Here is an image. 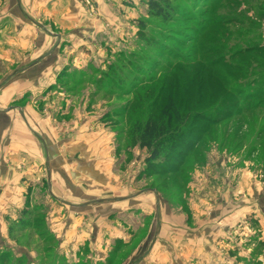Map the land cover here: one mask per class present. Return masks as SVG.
<instances>
[{
	"label": "rangeland",
	"instance_id": "374dc122",
	"mask_svg": "<svg viewBox=\"0 0 264 264\" xmlns=\"http://www.w3.org/2000/svg\"><path fill=\"white\" fill-rule=\"evenodd\" d=\"M146 1L81 0L94 26L77 42L65 37L81 44L82 62L71 60L43 95L21 102L50 120L57 140L77 133L108 152L116 191L101 196L119 199L115 207L109 197L103 204L114 208L110 220L121 234L91 239L65 226L66 236L54 223L59 204L41 179L23 194L19 218L26 206L29 225L13 221L10 210L0 213L6 264H264V0H172L167 21L149 16ZM6 4L0 0V14ZM40 11L32 23L48 33L36 26L37 39L50 32L56 39L62 30L55 17ZM260 89L259 98L249 96ZM150 114L171 119L166 137L177 131L192 138L186 154L168 161L174 174L148 165L150 152L133 144L134 127ZM211 214L218 227L229 222V232L225 241L203 242L194 256L185 241L194 230L203 235ZM235 249L244 257L230 253Z\"/></svg>",
	"mask_w": 264,
	"mask_h": 264
},
{
	"label": "crops",
	"instance_id": "0c3cea01",
	"mask_svg": "<svg viewBox=\"0 0 264 264\" xmlns=\"http://www.w3.org/2000/svg\"><path fill=\"white\" fill-rule=\"evenodd\" d=\"M5 1L7 4L1 8L4 13L0 14V44H3L0 64V213L10 210L13 213L5 212L11 215L13 221L18 220L27 187L35 190L42 186L41 179H44L48 195L59 204L54 217L56 227L64 226V230L65 226L67 229L71 227L69 234L72 236H90L91 239L100 234L118 236L116 234H121V230L110 219L115 213L112 207L119 203V199L101 196L102 193L116 191L114 187H109L115 178L110 171L108 152L104 148L97 150L92 144H83L77 133L75 137L57 140L50 120H38L32 107L21 103L24 99L33 100L43 95L65 65L71 66V60L73 65L82 62L81 44L66 37L71 34L74 40H80L85 29L94 26L93 22L84 15L81 0ZM11 3L16 4L13 13L7 12ZM98 3L103 8V4ZM105 6L110 12L113 9V5L108 3ZM41 9L42 13H47L45 17H55L57 28L62 30L61 33L55 32L54 40L52 32L37 39L36 26L42 31L45 27L32 22L41 14ZM10 21L13 22L12 27ZM63 48L69 54L66 50L61 52ZM108 197L111 198L108 201L112 205L110 208L103 204ZM125 209L130 210V206ZM83 217L84 222H81ZM211 217L212 214L205 223L203 235L196 236L194 230L191 232L194 238L185 241L193 247L194 256L201 255L197 251L202 248L200 245L203 242L226 239L229 231L225 233L224 224L229 222L224 220L223 226L218 227ZM2 222L0 241L4 239ZM64 230L67 236L68 232ZM156 236L158 239L159 233ZM223 251V257H229V250ZM21 252L18 255L21 256ZM236 252L244 257L243 252L240 254L236 249L230 251ZM233 262L238 264L236 260Z\"/></svg>",
	"mask_w": 264,
	"mask_h": 264
},
{
	"label": "trees",
	"instance_id": "16d2710c",
	"mask_svg": "<svg viewBox=\"0 0 264 264\" xmlns=\"http://www.w3.org/2000/svg\"><path fill=\"white\" fill-rule=\"evenodd\" d=\"M171 1L172 0H147L146 6L148 8V15L165 21L171 19V14L173 13V9L170 5ZM109 70H111V68H109ZM261 90L262 89L258 91L255 90L257 92L253 91L249 93V96L251 95L259 98L260 93H262ZM224 100L223 104L225 106L230 107V109L236 108V101H228L227 98ZM215 112L216 111L212 110V113ZM172 123L173 122L169 118L164 120L163 117H154L150 114L146 117L144 122L137 124L132 131V137L134 139L133 144H137L139 148L146 149L150 152L149 157L147 158L148 165L151 166L157 163L159 165L160 173L164 174H166V172L170 174L176 173L175 165L168 166V161L172 163L174 161V156H183V154H186L189 151L192 142V138L188 134L189 132L181 133L176 131L175 133H177L176 135L178 136L166 137V135L174 132V130L171 129ZM194 141L197 143L199 138ZM163 144H167L168 146L161 151L160 146ZM27 210L28 209L25 206L21 212L19 224L27 225V223L24 222L28 221L23 220V216L26 215V213L30 215L29 210ZM29 224L30 223L28 222V225ZM0 264H6L4 254H0Z\"/></svg>",
	"mask_w": 264,
	"mask_h": 264
}]
</instances>
